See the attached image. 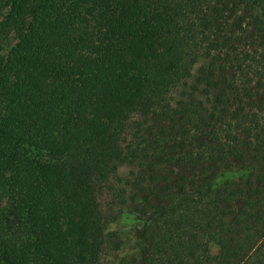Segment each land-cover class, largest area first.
Here are the masks:
<instances>
[{
  "label": "trees",
  "instance_id": "obj_1",
  "mask_svg": "<svg viewBox=\"0 0 264 264\" xmlns=\"http://www.w3.org/2000/svg\"><path fill=\"white\" fill-rule=\"evenodd\" d=\"M0 264H264V0H0Z\"/></svg>",
  "mask_w": 264,
  "mask_h": 264
}]
</instances>
